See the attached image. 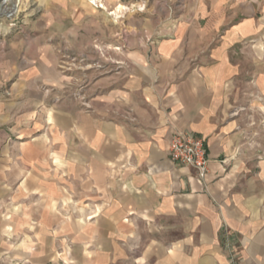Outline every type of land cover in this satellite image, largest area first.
Listing matches in <instances>:
<instances>
[{
  "label": "crops",
  "instance_id": "1",
  "mask_svg": "<svg viewBox=\"0 0 264 264\" xmlns=\"http://www.w3.org/2000/svg\"><path fill=\"white\" fill-rule=\"evenodd\" d=\"M262 6L264 0H189L149 43L128 39L122 52L103 31L97 41L116 61L109 72L93 71L84 101L46 100L37 71H26L16 98L0 102V206L14 182L19 196H31L56 190L42 182L62 180L65 190L96 200L98 222L105 223L98 227L180 230L178 257L185 255L180 246L192 245L194 264H228L217 236L225 223L243 234V262L264 264V233L229 182L236 110L249 85L264 91L263 64L254 61L249 76L242 59L261 31ZM43 54V72L59 82L55 58ZM175 133L205 140L203 181L170 161ZM3 241L1 235V247ZM200 245L209 252L197 254Z\"/></svg>",
  "mask_w": 264,
  "mask_h": 264
},
{
  "label": "rangeland",
  "instance_id": "2",
  "mask_svg": "<svg viewBox=\"0 0 264 264\" xmlns=\"http://www.w3.org/2000/svg\"><path fill=\"white\" fill-rule=\"evenodd\" d=\"M188 1L97 0L89 6L85 0H0V102L16 98L15 88L30 70L37 71V88L46 100H86L84 92L93 71L109 72L116 61L102 50L98 34L104 31L106 40L119 41L117 52H122L128 39L137 45L149 43L162 26L184 13ZM119 6L123 9L112 15ZM257 19L261 31L250 38L242 57L249 76L254 61L264 66L261 11ZM44 51L55 58L52 71L59 82L53 74L43 72ZM263 92L249 85L243 94L234 117L239 135L229 166L233 193H239L241 209L260 233H264ZM42 183L56 190L19 196L16 182L10 185L9 196L0 206V236L4 240L0 264H194L192 245L180 246L185 257H178L174 243L180 230L141 224L131 230L98 227L105 223L98 222L96 200L82 197L76 188L65 190L62 180ZM223 225L217 234L219 251L227 255L228 264H245L241 257L243 234ZM208 248L196 246V253L203 255Z\"/></svg>",
  "mask_w": 264,
  "mask_h": 264
},
{
  "label": "built area",
  "instance_id": "3",
  "mask_svg": "<svg viewBox=\"0 0 264 264\" xmlns=\"http://www.w3.org/2000/svg\"><path fill=\"white\" fill-rule=\"evenodd\" d=\"M168 157L172 163L178 166L193 169L201 181L208 173L209 157L203 138L179 133L173 134L168 147Z\"/></svg>",
  "mask_w": 264,
  "mask_h": 264
},
{
  "label": "bare ground",
  "instance_id": "4",
  "mask_svg": "<svg viewBox=\"0 0 264 264\" xmlns=\"http://www.w3.org/2000/svg\"><path fill=\"white\" fill-rule=\"evenodd\" d=\"M85 2H87V4H88L89 6H92V5L94 6V5L97 3V0H85ZM100 7L103 8V5H101ZM122 9H123V7H122V6H119V7L115 10V12H113V13H111V14L117 16V13H119L120 10H122Z\"/></svg>",
  "mask_w": 264,
  "mask_h": 264
}]
</instances>
